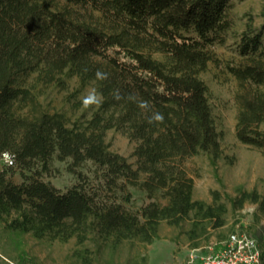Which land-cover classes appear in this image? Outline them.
<instances>
[{"label":"trees","instance_id":"trees-1","mask_svg":"<svg viewBox=\"0 0 264 264\" xmlns=\"http://www.w3.org/2000/svg\"><path fill=\"white\" fill-rule=\"evenodd\" d=\"M63 1L0 0V154L14 158L0 162V221L15 235L75 238L83 264L103 253L113 262L126 244L147 246L163 222L188 221L192 247L199 246L210 227L226 223V205L194 197L185 160L222 156L201 73L218 63L213 46L232 27V0ZM263 34L264 20L244 32L242 58L226 65L237 82L235 134L264 154ZM71 78L100 97L89 114L74 117L41 100L45 88H65ZM110 128L137 140L136 165L110 147ZM56 158L77 176L66 190L45 179ZM89 161L92 176L82 168ZM130 187L149 201L133 204ZM248 200L264 212L255 189L241 190L232 204ZM135 256L124 264H148L146 253Z\"/></svg>","mask_w":264,"mask_h":264},{"label":"rangeland","instance_id":"rangeland-1","mask_svg":"<svg viewBox=\"0 0 264 264\" xmlns=\"http://www.w3.org/2000/svg\"><path fill=\"white\" fill-rule=\"evenodd\" d=\"M63 4V0H58ZM230 9L232 27L223 43L213 46L218 63L210 62L208 68L201 73L209 86L210 102L216 125L220 131L222 156L212 162L205 152L187 157L185 165L194 179L193 195L215 205H226L224 216L226 223L216 229L210 227L208 236H203L200 245L203 250L215 249L233 230L245 231L263 238L264 248V212L259 210L258 203L245 201L241 207H234L232 198L241 190L255 189L264 195V154L252 145L240 141L235 134L237 102L235 90L236 80L228 73L227 63L241 59L239 51L240 40L244 32L254 33L259 30L264 20V0H232ZM264 47V34L261 36ZM95 94L96 101L85 107L84 99ZM41 100L52 109H63L71 116H79L82 112L90 113L96 107L100 97L90 85L81 86L76 78L68 80V86L60 88L49 86L40 94ZM86 110V111H85ZM106 140L110 147L127 156L136 165L134 149L137 140L130 138L122 130L110 128L106 131ZM92 162H86L82 167L92 176ZM15 179L20 180L19 173ZM46 180L51 181L60 189L66 190L77 181L75 173L68 168V161L53 160L51 173L46 174ZM133 204L137 206L149 201L144 192L130 187ZM190 223L183 226L161 224L160 237L147 246L126 244L117 255L118 261L124 264L127 257L135 256L139 251L146 253L148 264H185L192 247L187 229ZM226 234V235H222ZM222 235V236H221ZM87 244L94 246L93 241ZM80 246L75 238L67 242L37 239L30 233L15 235L0 221V264H83L78 259L75 249ZM212 246V247H211ZM261 246V247H262ZM97 255V254H96ZM136 257V256H135ZM24 260V261H22ZM108 254H99L93 264H117Z\"/></svg>","mask_w":264,"mask_h":264},{"label":"built area","instance_id":"built-area-1","mask_svg":"<svg viewBox=\"0 0 264 264\" xmlns=\"http://www.w3.org/2000/svg\"><path fill=\"white\" fill-rule=\"evenodd\" d=\"M0 162L13 164V155L3 151L0 154ZM220 243L210 250L193 247L185 264H264L262 248L257 238L250 233L235 229Z\"/></svg>","mask_w":264,"mask_h":264},{"label":"clouds","instance_id":"clouds-1","mask_svg":"<svg viewBox=\"0 0 264 264\" xmlns=\"http://www.w3.org/2000/svg\"><path fill=\"white\" fill-rule=\"evenodd\" d=\"M95 101H96V97H95V94L93 93L84 99L83 104L85 107H88L90 104H92ZM157 119L162 120V116H157Z\"/></svg>","mask_w":264,"mask_h":264}]
</instances>
